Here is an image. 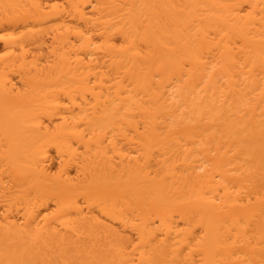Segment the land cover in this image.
Returning <instances> with one entry per match:
<instances>
[{
  "label": "bare ground",
  "instance_id": "1",
  "mask_svg": "<svg viewBox=\"0 0 264 264\" xmlns=\"http://www.w3.org/2000/svg\"><path fill=\"white\" fill-rule=\"evenodd\" d=\"M0 264H264V0H0Z\"/></svg>",
  "mask_w": 264,
  "mask_h": 264
}]
</instances>
